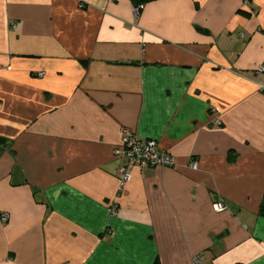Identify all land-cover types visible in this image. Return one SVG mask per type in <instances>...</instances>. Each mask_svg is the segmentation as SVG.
Masks as SVG:
<instances>
[{
    "label": "crops",
    "instance_id": "obj_1",
    "mask_svg": "<svg viewBox=\"0 0 264 264\" xmlns=\"http://www.w3.org/2000/svg\"><path fill=\"white\" fill-rule=\"evenodd\" d=\"M135 7L0 0V264H264V0Z\"/></svg>",
    "mask_w": 264,
    "mask_h": 264
},
{
    "label": "built area",
    "instance_id": "obj_2",
    "mask_svg": "<svg viewBox=\"0 0 264 264\" xmlns=\"http://www.w3.org/2000/svg\"><path fill=\"white\" fill-rule=\"evenodd\" d=\"M244 4H248L249 0H243ZM135 13H138V7L134 8ZM263 68L260 67L259 70ZM42 71L38 74L42 75ZM259 90L264 92V85H259ZM216 125L221 124V120L216 118L214 120ZM114 155L122 159L120 166L117 168V177L120 185L125 184L132 178V169H143L150 166H172L174 158L169 153L161 150L154 139L148 138L145 140L140 139L134 132L128 128L122 129V136L120 144L114 149ZM196 162H191V167H195ZM216 211L225 209V205L216 200L214 203ZM6 215H2L5 220ZM194 264H201L199 256L194 257Z\"/></svg>",
    "mask_w": 264,
    "mask_h": 264
},
{
    "label": "trees",
    "instance_id": "obj_3",
    "mask_svg": "<svg viewBox=\"0 0 264 264\" xmlns=\"http://www.w3.org/2000/svg\"><path fill=\"white\" fill-rule=\"evenodd\" d=\"M130 1L134 4V6L138 7V10H139L141 5L151 0H130ZM263 209H264V204H262V208H261L262 212H263Z\"/></svg>",
    "mask_w": 264,
    "mask_h": 264
}]
</instances>
